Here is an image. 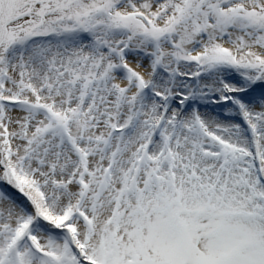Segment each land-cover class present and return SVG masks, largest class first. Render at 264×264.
<instances>
[{
  "label": "snow or ice",
  "instance_id": "1",
  "mask_svg": "<svg viewBox=\"0 0 264 264\" xmlns=\"http://www.w3.org/2000/svg\"><path fill=\"white\" fill-rule=\"evenodd\" d=\"M0 264H264V0H0Z\"/></svg>",
  "mask_w": 264,
  "mask_h": 264
}]
</instances>
